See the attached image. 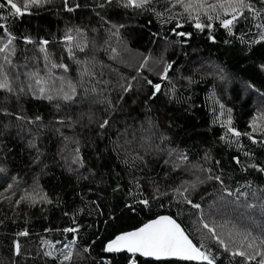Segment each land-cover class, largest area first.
<instances>
[{
	"label": "trees",
	"instance_id": "16d2710c",
	"mask_svg": "<svg viewBox=\"0 0 264 264\" xmlns=\"http://www.w3.org/2000/svg\"><path fill=\"white\" fill-rule=\"evenodd\" d=\"M13 2L22 14L0 8V264H264V0ZM111 74L129 85L106 118ZM161 214L207 259L107 253Z\"/></svg>",
	"mask_w": 264,
	"mask_h": 264
},
{
	"label": "snow or ice",
	"instance_id": "6c2138e0",
	"mask_svg": "<svg viewBox=\"0 0 264 264\" xmlns=\"http://www.w3.org/2000/svg\"><path fill=\"white\" fill-rule=\"evenodd\" d=\"M40 2L41 0H30V3L32 4H39ZM177 2L183 3V0H177ZM237 2L244 4V0H237ZM129 3L134 4L136 3V0H129ZM5 6H10L15 9V14H22L21 8L18 7L13 0H6V4H0V8ZM184 6L185 8H188L191 5L185 4ZM244 6L247 7V5ZM27 7L28 4H25V8ZM211 7H215V5H212ZM233 19H236V17H233ZM229 23H231V21H225L224 26L227 27ZM196 26L201 27L199 24ZM149 83H151V81H149ZM3 86L4 85H0V87ZM159 87V85H155L157 90H159ZM217 179H219V177H217ZM194 207L199 208V205H194ZM205 227H207V225H205ZM121 247L127 248L130 252H141L144 255L149 256L158 254L176 255L179 253H187L188 259H207L203 253H200L199 250L191 244V241H189L187 236L184 235L180 226L169 217H160L158 220L151 221L134 232L117 236L116 239L108 246V250L119 251ZM239 254L243 255V253ZM209 264H212V262L209 261Z\"/></svg>",
	"mask_w": 264,
	"mask_h": 264
},
{
	"label": "rangeland",
	"instance_id": "374dc122",
	"mask_svg": "<svg viewBox=\"0 0 264 264\" xmlns=\"http://www.w3.org/2000/svg\"><path fill=\"white\" fill-rule=\"evenodd\" d=\"M112 80L111 82L102 85L99 90H98V96L100 99V102L102 104V108L104 111V115L106 118L109 117L110 115V111L111 109H113L114 107H117L125 93V91L128 88V81H126L124 79L123 76L121 75H112ZM262 99L257 101V107L260 109L259 115L255 117V126L257 128H260L259 131H264V102H260ZM90 116V115H89ZM147 131L150 132V134H154L152 131L151 126H146L145 127ZM258 131V132H259ZM155 135V134H154ZM153 152V151H152ZM153 153H151L152 155ZM75 166V164H74ZM77 167V164H76ZM77 170H79V167L77 168ZM188 167H186V171H188ZM23 185V184H21ZM21 192L22 193V200L26 201V200H31L33 198H29V196H33V192L32 190H18L15 189L13 187H10L8 189V191L6 192V196L8 197H12L13 193L15 192ZM39 194L35 193V197H37ZM37 199H33L31 200L32 203H36ZM210 217L214 218V219H218V217H216L215 215H210ZM262 217V215H259V219ZM248 222L251 224H247V230L242 231L243 236L245 237L244 239L246 240V251L245 254L247 256H252L254 255V253H258L259 252V239L257 236V229L255 227V225H258L259 222H261L259 220L258 222V218L256 215H252L248 217ZM216 223H220L215 221ZM213 222V223H215ZM212 223V222H211ZM207 227H205L206 230H204L205 232H207L209 235H211L212 237H217V240L219 239V235L217 233L216 230L213 229V224H206ZM258 227V226H257ZM250 229V230H248ZM260 229V228H259ZM41 248H43L42 250L47 254V256L51 257V258H63L64 260H66V257L69 258L70 257V251L72 246H62V243L56 242V241H49V240H44L41 242ZM262 243V242H261Z\"/></svg>",
	"mask_w": 264,
	"mask_h": 264
},
{
	"label": "water",
	"instance_id": "95a60500",
	"mask_svg": "<svg viewBox=\"0 0 264 264\" xmlns=\"http://www.w3.org/2000/svg\"><path fill=\"white\" fill-rule=\"evenodd\" d=\"M160 217H169L172 220L175 221L176 224H178L180 226V229L183 231L184 235L187 236L188 240L191 241V244L199 250L200 253H203L196 245L195 243L192 241V239L188 236V234L185 232V230L183 229V227L181 226V224L172 216L168 215V214H161L158 215L156 217H154L153 219H150L148 221H146L145 223H143L142 225H140L137 228H134L132 230H128L125 232H121L119 234H117L116 236H114L111 240H109L106 244H105V250L107 251V253L109 254H119V253H126L132 256H138V257H142V258H146L149 260H155V261H170V260H174V261H179V262H202L203 258H197V259H188L187 258V253H179L176 255H168V254H158V255H144L141 252H130L127 250V248L121 247L119 251H109L108 250V246L111 244L112 241H114L116 239L117 236H120L122 234L125 233H129V232H134L139 228H142L145 224L150 223L151 221H155L158 220Z\"/></svg>",
	"mask_w": 264,
	"mask_h": 264
}]
</instances>
